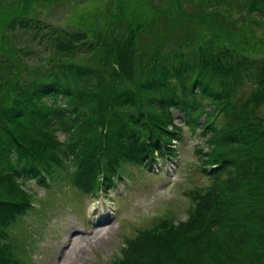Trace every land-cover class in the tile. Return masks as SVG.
<instances>
[{
  "label": "trees",
  "instance_id": "1",
  "mask_svg": "<svg viewBox=\"0 0 264 264\" xmlns=\"http://www.w3.org/2000/svg\"><path fill=\"white\" fill-rule=\"evenodd\" d=\"M13 17L18 13L7 26ZM26 19L17 23L35 30L40 43L57 33L58 56L45 57L51 66L38 75L39 66L2 47L0 93L10 95L0 109V264L19 263L7 241L34 208L21 178L44 186L71 181L97 195L126 163L150 169L178 158L177 112L206 136L199 171L209 184L191 189L196 206L187 219L139 229L112 264H264V129L252 113L264 105V57L221 42L189 57L175 45L168 49L163 33L140 43L142 21L119 40L107 31L104 39L100 31L95 39L79 29L50 33L44 22ZM92 52H100L92 63L73 60ZM243 82L257 89L249 105L240 100Z\"/></svg>",
  "mask_w": 264,
  "mask_h": 264
},
{
  "label": "rangeland",
  "instance_id": "2",
  "mask_svg": "<svg viewBox=\"0 0 264 264\" xmlns=\"http://www.w3.org/2000/svg\"><path fill=\"white\" fill-rule=\"evenodd\" d=\"M257 3L258 0H0V60L6 52L28 67L39 66L38 75H43L51 66L44 58L58 56L54 54L57 33L40 43L35 30L21 28L17 23L26 17L44 22L50 33L55 29L86 30L90 39H95L92 35L98 31L103 32V39L105 31L112 39H125L130 27L142 21L137 26H142L141 31L136 32L137 37L142 36L140 43L150 45L155 34L163 33L171 43L168 49L175 45L189 57L206 44L210 47L221 42L260 59L264 57V0H260L261 7L256 11ZM16 13L18 19L13 17L12 21L17 22L7 26L6 21ZM2 47L7 50L4 52ZM99 55L100 52L79 53L73 60L92 63ZM11 65L10 61L4 68ZM256 90L253 84L243 82L240 100L247 103ZM5 91L0 93V109L8 106L10 93ZM252 113L264 129V105L252 109ZM174 118L176 127L182 125L175 162L166 159L154 165V172L128 163L123 179H117L115 185L95 197L79 191L70 181L46 188L34 179L21 178L24 188L33 194L35 206L10 231L7 241L15 249L18 264H112L125 254V245L139 229L147 230L160 222L165 226V221L178 225L187 219L189 210L196 206L191 189L209 184L199 171L206 136L184 125L179 112ZM64 133L59 127V136ZM68 164L70 171L76 169L71 162Z\"/></svg>",
  "mask_w": 264,
  "mask_h": 264
},
{
  "label": "bare ground",
  "instance_id": "3",
  "mask_svg": "<svg viewBox=\"0 0 264 264\" xmlns=\"http://www.w3.org/2000/svg\"><path fill=\"white\" fill-rule=\"evenodd\" d=\"M101 223H104V222H101Z\"/></svg>",
  "mask_w": 264,
  "mask_h": 264
}]
</instances>
